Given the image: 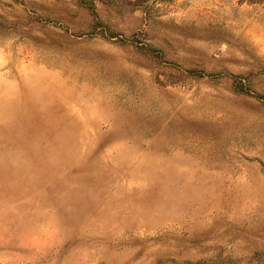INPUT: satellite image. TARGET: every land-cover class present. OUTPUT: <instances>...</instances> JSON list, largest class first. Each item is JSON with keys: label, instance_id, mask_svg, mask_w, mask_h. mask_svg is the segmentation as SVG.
Returning <instances> with one entry per match:
<instances>
[{"label": "rangeland", "instance_id": "1", "mask_svg": "<svg viewBox=\"0 0 264 264\" xmlns=\"http://www.w3.org/2000/svg\"><path fill=\"white\" fill-rule=\"evenodd\" d=\"M0 264H264V0H0Z\"/></svg>", "mask_w": 264, "mask_h": 264}]
</instances>
